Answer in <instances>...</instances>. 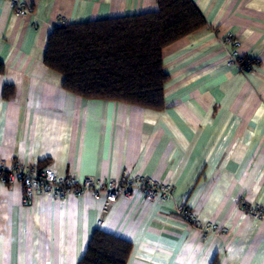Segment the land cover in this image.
I'll list each match as a JSON object with an SVG mask.
<instances>
[{"label": "crops", "instance_id": "obj_1", "mask_svg": "<svg viewBox=\"0 0 264 264\" xmlns=\"http://www.w3.org/2000/svg\"><path fill=\"white\" fill-rule=\"evenodd\" d=\"M205 25L162 50L168 78L159 110L88 99L62 86L44 63L56 26L153 11L157 0H23L16 14L0 0V160L39 164L56 174L101 180L147 175L172 196L138 191L106 205L90 194H35L0 174V264H77L95 228L128 240L126 264H264V0H192ZM250 59L228 64L232 43ZM181 205L204 236L178 215Z\"/></svg>", "mask_w": 264, "mask_h": 264}, {"label": "trees", "instance_id": "obj_2", "mask_svg": "<svg viewBox=\"0 0 264 264\" xmlns=\"http://www.w3.org/2000/svg\"><path fill=\"white\" fill-rule=\"evenodd\" d=\"M204 25L192 0H157L153 11L54 27L44 63L62 74L64 89L77 95L159 110L168 78L163 48ZM237 60L250 69V59ZM131 247L128 240L95 228L77 264H126Z\"/></svg>", "mask_w": 264, "mask_h": 264}, {"label": "built area", "instance_id": "obj_3", "mask_svg": "<svg viewBox=\"0 0 264 264\" xmlns=\"http://www.w3.org/2000/svg\"><path fill=\"white\" fill-rule=\"evenodd\" d=\"M12 10L19 15L26 14L29 9L23 0H8ZM222 45L232 43V49L228 53V64H235L242 71H247L248 67L240 65L238 53L236 51L237 41L231 34H225L220 38ZM0 174L7 182L17 178L23 187L22 203L27 204L35 194H45L56 198H64L73 193L80 195L90 194L94 199H103L106 205L114 203L119 198L129 197L134 191H138L148 200H164L173 194L171 184L161 183L147 175H126L122 174L118 178H108L101 180L92 175H85L80 178L75 176H62L47 166L40 167L38 164L23 166L15 164L13 168L5 167L3 160H0ZM241 208L246 214L253 218L264 219V207L260 205L250 206L244 201L240 202ZM178 215L183 216L193 225H196L204 236L219 233L224 230L214 223H208L201 227L192 213L183 206L178 205L175 208Z\"/></svg>", "mask_w": 264, "mask_h": 264}]
</instances>
